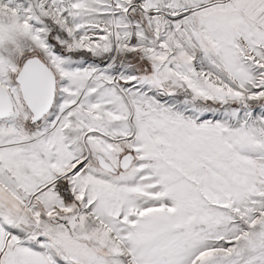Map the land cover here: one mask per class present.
<instances>
[{
	"label": "snow or ice",
	"instance_id": "1",
	"mask_svg": "<svg viewBox=\"0 0 264 264\" xmlns=\"http://www.w3.org/2000/svg\"><path fill=\"white\" fill-rule=\"evenodd\" d=\"M0 264H264V0H0Z\"/></svg>",
	"mask_w": 264,
	"mask_h": 264
}]
</instances>
